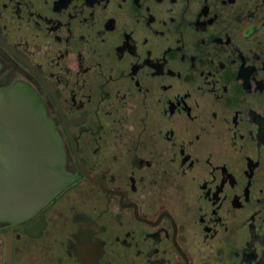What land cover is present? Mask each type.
Listing matches in <instances>:
<instances>
[{
    "label": "flooded vegetation",
    "instance_id": "flooded-vegetation-1",
    "mask_svg": "<svg viewBox=\"0 0 264 264\" xmlns=\"http://www.w3.org/2000/svg\"><path fill=\"white\" fill-rule=\"evenodd\" d=\"M16 85L70 183L0 264H264V0H0Z\"/></svg>",
    "mask_w": 264,
    "mask_h": 264
},
{
    "label": "water",
    "instance_id": "water-1",
    "mask_svg": "<svg viewBox=\"0 0 264 264\" xmlns=\"http://www.w3.org/2000/svg\"><path fill=\"white\" fill-rule=\"evenodd\" d=\"M69 183L41 100L25 85L0 88V222L30 220Z\"/></svg>",
    "mask_w": 264,
    "mask_h": 264
}]
</instances>
